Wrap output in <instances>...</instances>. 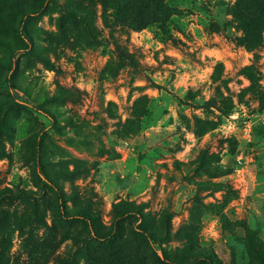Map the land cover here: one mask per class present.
I'll list each match as a JSON object with an SVG mask.
<instances>
[{"label":"rangeland","instance_id":"rangeland-1","mask_svg":"<svg viewBox=\"0 0 264 264\" xmlns=\"http://www.w3.org/2000/svg\"><path fill=\"white\" fill-rule=\"evenodd\" d=\"M166 1L0 0V264H264V0Z\"/></svg>","mask_w":264,"mask_h":264},{"label":"trees","instance_id":"trees-1","mask_svg":"<svg viewBox=\"0 0 264 264\" xmlns=\"http://www.w3.org/2000/svg\"><path fill=\"white\" fill-rule=\"evenodd\" d=\"M144 3L146 7L148 8L146 15L148 16L147 23L154 20L164 21L167 18L164 16H169L171 7L167 4L166 0H144ZM163 16H159V15ZM255 16H251L250 23L257 24V26L262 27V19H253ZM20 23L23 24V19L20 20ZM25 27V26H24ZM24 34H27L26 28L23 29ZM19 105V104H17ZM23 106V104H20ZM0 131V135L1 132ZM53 188L57 192V197L59 198L60 205L64 208L65 201H64V194L59 190L57 187L53 186ZM62 218L65 220H71V221H84L87 223H92L96 218H98V215L94 212L89 213H69L65 209L61 212ZM139 216V212L133 208H129L127 205L123 203L122 208L120 209L119 213L114 217L113 221L111 222V225L109 226V233L108 237L114 234L115 230H117L120 222L122 219L130 216ZM9 216V212L7 210L1 209L0 210V220H5ZM95 231V230H94ZM138 235H140L143 238H149L151 233L145 229V228H139L137 231ZM95 235L97 233L95 232ZM97 237V236H96ZM97 241L94 237H92V241ZM156 258H157V264H197L199 262H205L206 264H211V258L208 255H203L200 257H196L193 260L189 262H178L173 259L164 258L161 255H159L157 252H155Z\"/></svg>","mask_w":264,"mask_h":264}]
</instances>
